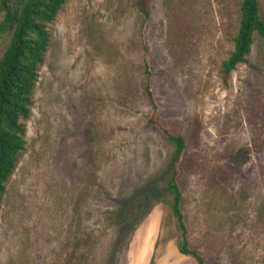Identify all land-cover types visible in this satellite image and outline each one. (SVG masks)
I'll use <instances>...</instances> for the list:
<instances>
[{
	"label": "rangeland",
	"instance_id": "374dc122",
	"mask_svg": "<svg viewBox=\"0 0 264 264\" xmlns=\"http://www.w3.org/2000/svg\"><path fill=\"white\" fill-rule=\"evenodd\" d=\"M240 3L149 0L145 19L136 0L66 1L0 211V264H194L176 246L162 128L187 141L190 246L206 264H264V39L221 75Z\"/></svg>",
	"mask_w": 264,
	"mask_h": 264
},
{
	"label": "trees",
	"instance_id": "16d2710c",
	"mask_svg": "<svg viewBox=\"0 0 264 264\" xmlns=\"http://www.w3.org/2000/svg\"><path fill=\"white\" fill-rule=\"evenodd\" d=\"M67 0H0V36L8 42L0 54V211L7 184L26 149L27 124L32 115L34 93L40 71L51 43L49 25ZM149 0H136L148 18ZM264 39V13L261 0H241L238 31L229 57L223 61L221 75L225 83L239 65L246 64L256 37ZM146 91L154 111L157 104L151 89V72L146 71ZM173 151L167 164L164 191L172 197L170 207L182 235L176 241L178 251L194 264H206L201 253L190 246L189 231L183 212V192L179 182V163L187 150L186 138L162 128ZM142 205L139 206L141 208ZM132 215L118 223L127 224Z\"/></svg>",
	"mask_w": 264,
	"mask_h": 264
}]
</instances>
